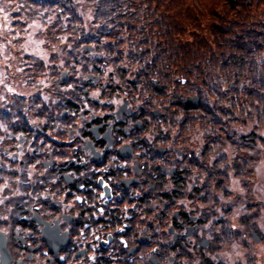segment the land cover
<instances>
[{
    "label": "clouds",
    "instance_id": "9594fccd",
    "mask_svg": "<svg viewBox=\"0 0 264 264\" xmlns=\"http://www.w3.org/2000/svg\"><path fill=\"white\" fill-rule=\"evenodd\" d=\"M0 264H264V0H0Z\"/></svg>",
    "mask_w": 264,
    "mask_h": 264
}]
</instances>
